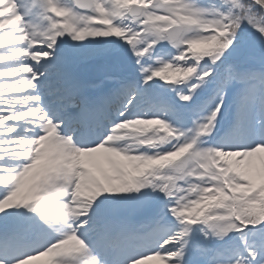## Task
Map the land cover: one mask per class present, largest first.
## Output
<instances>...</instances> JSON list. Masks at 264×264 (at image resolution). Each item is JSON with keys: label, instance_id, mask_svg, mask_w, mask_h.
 Instances as JSON below:
<instances>
[{"label": "snow or ice", "instance_id": "obj_1", "mask_svg": "<svg viewBox=\"0 0 264 264\" xmlns=\"http://www.w3.org/2000/svg\"><path fill=\"white\" fill-rule=\"evenodd\" d=\"M42 258L264 264V0H0V264Z\"/></svg>", "mask_w": 264, "mask_h": 264}, {"label": "rangeland", "instance_id": "obj_2", "mask_svg": "<svg viewBox=\"0 0 264 264\" xmlns=\"http://www.w3.org/2000/svg\"><path fill=\"white\" fill-rule=\"evenodd\" d=\"M21 4H23L25 2V0H20ZM173 79H179L180 78V74H173ZM47 258H42L41 261H38L37 264H44V261L46 260ZM148 264H161L160 261L158 260H153V261H150L148 262Z\"/></svg>", "mask_w": 264, "mask_h": 264}]
</instances>
